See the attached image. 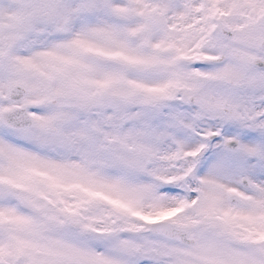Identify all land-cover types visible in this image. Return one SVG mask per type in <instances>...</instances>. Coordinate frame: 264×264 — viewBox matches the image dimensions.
<instances>
[{
  "label": "snow or ice",
  "instance_id": "6c2138e0",
  "mask_svg": "<svg viewBox=\"0 0 264 264\" xmlns=\"http://www.w3.org/2000/svg\"><path fill=\"white\" fill-rule=\"evenodd\" d=\"M0 264H264V0H0Z\"/></svg>",
  "mask_w": 264,
  "mask_h": 264
}]
</instances>
